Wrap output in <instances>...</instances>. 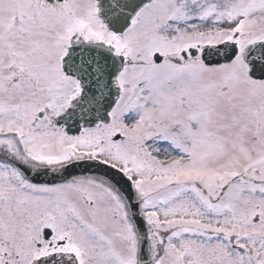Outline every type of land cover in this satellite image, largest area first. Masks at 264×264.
Returning a JSON list of instances; mask_svg holds the SVG:
<instances>
[{"label": "snow or ice", "instance_id": "1", "mask_svg": "<svg viewBox=\"0 0 264 264\" xmlns=\"http://www.w3.org/2000/svg\"><path fill=\"white\" fill-rule=\"evenodd\" d=\"M0 264H264V0H0Z\"/></svg>", "mask_w": 264, "mask_h": 264}]
</instances>
